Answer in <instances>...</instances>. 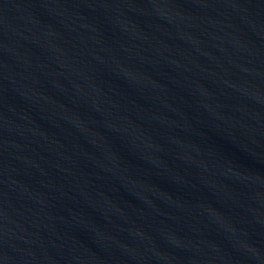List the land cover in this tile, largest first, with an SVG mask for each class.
I'll return each instance as SVG.
<instances>
[{
    "label": "water",
    "instance_id": "1",
    "mask_svg": "<svg viewBox=\"0 0 264 264\" xmlns=\"http://www.w3.org/2000/svg\"><path fill=\"white\" fill-rule=\"evenodd\" d=\"M0 264H264V0H0Z\"/></svg>",
    "mask_w": 264,
    "mask_h": 264
}]
</instances>
